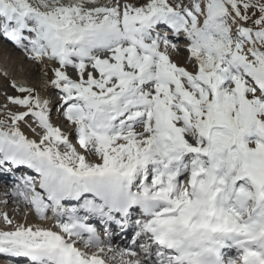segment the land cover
<instances>
[{
  "label": "snow or ice",
  "instance_id": "6c2138e0",
  "mask_svg": "<svg viewBox=\"0 0 264 264\" xmlns=\"http://www.w3.org/2000/svg\"><path fill=\"white\" fill-rule=\"evenodd\" d=\"M0 40L46 77L0 175L54 222L0 212V264H264V0H0Z\"/></svg>",
  "mask_w": 264,
  "mask_h": 264
},
{
  "label": "rangeland",
  "instance_id": "374dc122",
  "mask_svg": "<svg viewBox=\"0 0 264 264\" xmlns=\"http://www.w3.org/2000/svg\"><path fill=\"white\" fill-rule=\"evenodd\" d=\"M52 66V64H49V68ZM50 75L51 73L49 72V76ZM45 80L46 77L42 71V66L28 60L23 51L16 49L6 41L0 40V119H3L5 116V110L3 108V105L5 104V95L17 94L14 93V90L10 87V84L13 81L21 85L34 87L41 95H45ZM53 99H57V97L53 96ZM52 120L55 125L61 126L62 131H67L70 127L66 125V123H61L62 118L58 117L54 109L52 111ZM22 131H24L29 138H35L33 133H31L27 127L22 126ZM20 173L21 171L19 169L15 174H10L14 178V184L19 182L15 177H19ZM31 174L34 175V173ZM12 177L10 179H12ZM6 186L11 191L14 185L10 182L9 184L6 183ZM10 198L15 200L18 197L11 196ZM1 200H3V198L0 199V201ZM25 207L29 210L27 206ZM1 209H3V207H1ZM50 220L51 219H49V221ZM124 242H127V239H125Z\"/></svg>",
  "mask_w": 264,
  "mask_h": 264
},
{
  "label": "bare ground",
  "instance_id": "6f19581e",
  "mask_svg": "<svg viewBox=\"0 0 264 264\" xmlns=\"http://www.w3.org/2000/svg\"><path fill=\"white\" fill-rule=\"evenodd\" d=\"M22 168L23 167H21V169ZM23 169H25V168H23ZM10 174H12V173H8L6 175H0V199L3 198V200L0 201V212H7L10 217H12V218H14L20 222L24 221V215L27 213V215H28L27 223H33V224L34 223H46V225H51L52 223H54L51 220L50 221L48 220L47 222H40V221L36 220L33 213H31L25 207V204L20 203L22 201L21 198H20V201H16V199L13 200L10 198L12 196L11 191L6 186V182L11 180L10 178L12 176ZM5 200L7 201V205H5V203H4ZM1 207H3V209H1ZM117 236L119 237L120 235H117ZM113 243L115 246H119V247H123L124 245L128 244V243H124L123 241L113 242ZM14 264H16V262H14Z\"/></svg>",
  "mask_w": 264,
  "mask_h": 264
}]
</instances>
